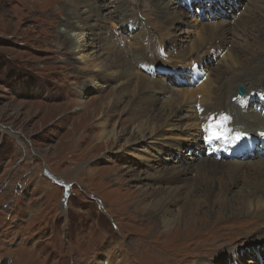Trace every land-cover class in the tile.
I'll return each mask as SVG.
<instances>
[{
    "label": "rangeland",
    "instance_id": "374dc122",
    "mask_svg": "<svg viewBox=\"0 0 264 264\" xmlns=\"http://www.w3.org/2000/svg\"><path fill=\"white\" fill-rule=\"evenodd\" d=\"M81 1L0 0V264H216L212 259L219 256L220 264H251L246 260L264 264V214L260 213L264 203L251 205L246 201L240 209V191L249 188L243 178L238 179V187L222 194L223 201L214 200L212 212L200 198L192 203V217L187 225L176 226L169 233L160 227L154 211L148 209L151 194L157 188L179 187L183 180L175 174L180 173L185 161L178 162L177 155L172 158L169 153L156 150L162 146L165 151L174 150L175 144L194 143L193 130L178 127L182 122L173 123L180 114L169 118L171 124L162 128L160 136L153 139L154 133L150 134L135 147L125 148V138H113L114 130L126 128L130 132L134 122L138 124L144 115L143 106L152 103V108L158 103L156 98L154 103V96L161 98L169 90L197 92L220 67V71L225 69L223 58L229 49L220 53L215 46L198 54L192 64L188 56L183 62L170 57L155 65L151 60L145 63L142 50L147 39L158 34V39L150 42L164 57L169 53H195L197 45L210 41L203 39L207 33L218 32L225 23L234 21L233 15L244 11L246 1L220 0V6L226 7L223 13L209 0H184L186 4L183 0H167L171 6L179 3L173 6L180 14L173 15L178 20L172 21L166 31L162 13L152 0H127L122 8L123 15H128L123 19V15L118 18L114 14L121 0H90L93 6H103L89 21L92 27H85L87 34L99 35L97 45L101 52L110 48L106 57L113 62L122 57L133 68L132 73L145 83L151 81L139 92L136 79L115 77V68L108 71L110 75L96 77L91 70H82L80 59L90 54L85 52L86 47L74 49L73 56L65 55L58 44V30L68 20L80 24L76 27L85 23L88 14L82 9L80 12L84 13L74 18ZM248 1L254 5V0ZM252 7L244 11L247 14L238 24L244 21L251 25L247 21ZM242 27L233 35L225 32L236 47V36L244 33ZM85 38L83 35L79 44H84ZM258 38L260 47L248 45L253 58L264 56V34ZM236 47V54L240 55ZM172 65L190 67L174 75L166 71ZM229 66L226 72L230 76L240 72L232 64ZM252 80L250 88L254 87ZM117 89L123 94L122 102L113 111L106 105ZM233 91L226 103L233 126L238 129L243 123L233 108L238 103ZM160 105H154L153 110L160 113ZM257 108L256 104L254 109ZM253 135L261 137V130L245 131V136ZM154 140L158 142H150ZM189 150L182 153H188L185 157L190 161L204 155L201 146ZM239 153L227 160L247 162L245 166L249 168L264 159L262 153L249 161L241 160ZM221 161L224 165L233 164ZM179 206L182 207L166 205V216L177 214ZM145 239L154 244L144 246Z\"/></svg>",
    "mask_w": 264,
    "mask_h": 264
},
{
    "label": "bare ground",
    "instance_id": "6f19581e",
    "mask_svg": "<svg viewBox=\"0 0 264 264\" xmlns=\"http://www.w3.org/2000/svg\"><path fill=\"white\" fill-rule=\"evenodd\" d=\"M152 1L156 5V8L160 9L162 13V19L164 20L163 24L164 22L166 23L165 28L167 31L168 27H170L169 24L172 21L178 20V19L175 20L173 17L174 14L178 13V11L175 9V6L173 5L176 4L177 6L179 3L174 2L172 3V6H171V4H169L167 0H157V1L152 0ZM172 1H176V0H172ZM209 1H212L216 5L219 4V6H216V5H215L216 7L214 6V8L218 9L219 11L221 12H223L222 10H224V12L226 11V7L220 6V4H223L220 0H209ZM244 1H246L247 3L244 11H248V9L253 6L251 13L252 12L254 13L252 14L250 13V16L248 17L249 20L247 21L248 23L250 22L251 25L247 26V23H245L244 21L238 24V21L241 19V17L243 18L244 13L246 12L243 11L238 16H236L235 14L233 15L234 17L232 16L234 18V21L232 20L233 22L231 21L229 23L223 22L226 25L223 28H221L218 32L213 33L212 35H209L207 33L208 35L206 34V36L203 39H207L208 41L209 40L210 41L209 42L205 41L204 44L197 45L195 49L196 51L195 53L191 52L189 55H185V56H180V55L172 56V54L169 55L170 54L169 53L168 57H164L161 52L155 49V47L153 46L154 43L152 44V42H150V39L153 41L158 39V36H157L158 34L153 38H150V39L148 38L147 39L148 41L147 43H145V47L142 50V52L144 53V57H142V60L145 63L147 61L150 62L151 60L152 63H154L155 65L158 60L163 59V58L170 59V57L171 59L176 58L180 62H183V58L184 57L186 58L188 56V60H190L192 64V61H194L195 58L198 57V54L202 55L203 53L207 52V50H209L210 47L215 46L216 48H218V50H221L220 53L223 52V50L227 48L229 49L228 53L226 52V58H223V62H224L223 65L221 64V62L219 63L220 65L224 66L225 69L220 71V68H221L220 67L218 72L215 74L214 78H211L210 80L204 82V84L200 86L197 92L183 91L181 89L175 90V91L173 90V92L172 90L171 91L163 90L164 92L162 91L163 92L162 96L166 97L164 101L162 100V96L161 98H158L155 96L153 98V100L156 98L158 101L157 104H154L155 106L158 104H161L159 108V110H161L160 113L156 112V110H153L155 107L154 105L151 108L152 103L151 104L147 103L145 104V106L142 105L144 107V110H142V114L144 115H142L140 119L137 120L138 124L134 122L133 128L132 130H130V132H127L126 128H120L119 130H114L115 131V135L113 136L114 140L117 141L122 138H125L124 139V144L126 145L125 148L127 146L135 147L138 142L143 141V139H145V137H147L150 134L154 133L155 137H153V139H155L158 135L160 136L161 134L160 131L162 130V128L171 124V121L169 118L172 119V117H179V114L181 115V117H179L176 122H173V120L172 122L176 125H177V122H182L183 123L182 125L180 126L177 125V126L190 130V131L193 130V134L195 136V138L193 139L194 143L183 145V146H177V144H175L173 145L174 150L165 151V148H166L165 146L158 147L156 149L159 152L162 151L164 153H169V155H171L172 158L176 157L177 155L178 162H180L181 160L185 161V165L180 170V173L179 171L178 172L175 171L176 172L175 175H177L178 177L180 176L183 179V180H180L181 181L180 186L178 185L179 187H174V188L172 187L170 189H163V188H157V190L154 189L155 190L154 193L157 195L153 193H152L153 195L151 194L152 197L150 199V203L147 206L150 212L154 211L153 213L159 218L160 227H162L163 230L167 233H169L171 229L173 230L176 226H180V225L186 226L187 225L188 221L192 217L191 216L192 213L190 210L191 204L192 203L194 204V202L199 201V198L203 200L204 203L207 204L208 208L210 209L209 212H212L214 208V204H215L214 200L218 199V202L223 201V200H220V199H223L222 194L224 193V195H226L230 192L231 188L238 187L239 178H243L242 182L244 185H249L248 186L249 188H247L245 191L241 190L240 195L238 196V199L241 200L239 202L240 209H243L245 207L246 201L249 202L251 205L258 204V203L259 204L264 203V159H262L258 163H254L249 168H247L245 166L247 162L228 161L227 160L228 157L225 154L226 150H228L229 152H236L237 155L239 152H242L241 150L239 151L237 147L241 143L240 138H242V136L245 135V131H251V130L264 131V56H262V58L260 57L253 58L252 56L253 53L250 52V55H249V48H248V45L250 46L254 44L257 47H260L261 42H259V40L261 39H259L258 37L264 34V11H263L264 10V0H260L261 2L259 1L258 3H257L258 0H254V3H253L254 5L251 4L252 6L249 5L248 0H244ZM81 2L82 3L77 4L80 7L78 8V12H75L74 18L77 19L84 12H86V14L88 15L84 20L85 23L82 24V26L80 27H76V26H79L80 24L78 23L75 24L71 22L74 20H71V21L68 20L67 23L62 24L61 28H59L58 30L61 33V36H59L58 38L60 41L58 42V44L61 46V48L64 49L65 55L68 54V55L73 56L74 49L76 48L79 49L81 46L86 47L87 51L85 52L90 51V54L87 56V54L89 53L88 52L85 55L86 57H81L80 62L82 63V66H83L82 70L85 69L86 72L91 70V73L94 72L95 73L94 76L96 77V76H101V75H106V74L110 75L111 73H108V71L110 69L115 68L113 69V72H112V74L115 77L120 78V76H122V77H125L127 81H131L132 79L135 78L136 79L135 81L137 84V92L145 89L144 87L151 84V81H147V83H145L144 79L137 76L136 73H132L130 69L132 67H129L125 63V61L127 60H123L122 57L118 62H113L111 59L106 57L105 55L107 52H109L110 48L109 47L105 48V51L101 52L102 51L100 50L101 46L99 47L97 45V38H99V35H97V33L95 32H93V36H92V33L90 35L87 34L88 28L85 29V27H88V26L92 27L91 25H89V21L95 17V14H98L96 12L103 5H100L101 7L99 5L93 6L90 0H82ZM184 2L186 4V1ZM126 3H127V0H121V2L118 4L117 11H115L116 9L114 10L115 11L114 14H117L118 18H120V16L123 15V13H125L124 8L122 7H126ZM230 7H233L231 2H230ZM81 9L84 10V12H80ZM183 14L184 16L187 15V13H183ZM127 15L128 14L123 15L122 18L120 19L126 18ZM129 18L131 17L129 16ZM230 25L233 28H231ZM241 25L243 26L242 28L244 30V33L240 34L241 38L239 37V35L236 36L237 43H238L236 47L229 40L228 34H225V32L229 31L230 34H232L233 31L234 32L237 31V28H239V26ZM213 26H214V29L217 28L215 27V25ZM74 30H77L79 34H76ZM83 30L85 32H83ZM245 30H247L246 33H245ZM73 32L75 33V35L73 34ZM258 32L259 34L257 35ZM160 34L162 35V33H159V35ZM83 35L86 37L85 38L86 41L84 42V44L81 45V43L79 44V42H81V40L83 39ZM235 47L236 49L240 51V55L236 54ZM80 53H83V52H80ZM223 57H225V54ZM230 64H232L234 68H238L240 72H235L231 74L230 76V74L226 72L227 69L230 68L229 66ZM235 64L237 67L235 66ZM171 69H174L172 71H173V74L176 75L177 72L179 71L182 72L183 68L178 67V66L175 67L172 65ZM221 69H223V67ZM228 75H229L228 78H225V79L223 78ZM221 78L223 79L221 80ZM251 79H254L252 80L254 81L253 88H250V85H249L250 83L249 81ZM238 80H240V82H236ZM239 85L241 86L243 85L244 89L246 88L245 93L242 95H240L237 91V88ZM86 89H88V87ZM115 90L111 93V100L107 101V105H106V106L109 105L111 110L114 109L113 111L117 110V107L122 102V96H123V94L118 89H117L118 93ZM231 91L234 92V96L238 100L237 104H233L234 106L233 108L238 111L240 119L243 123V126H241L238 129L233 126L234 122L232 121V118L229 114L231 111L228 113V105L226 103V100L228 99ZM156 99L154 100V103ZM256 104L258 108L254 109ZM104 108L105 106L102 107L103 110ZM260 139L261 138L255 141H251V142L246 141V142H249L247 144L253 143L255 148L253 151L240 154L238 158L242 159L243 157L247 159V161H249L253 156L257 154L262 155V153H264V149H260V147L261 146L264 147V143H263V140H260ZM150 142L155 144L158 141L156 142L154 140ZM195 146L203 147L204 155H202L198 159L195 157L192 161H190L189 159L185 157V155L187 156L188 153L183 154L182 152L187 151L189 149L192 150ZM192 156H190V158ZM220 159L223 161L227 160L225 162H233V164L228 163L224 165ZM159 175L161 174H157L156 176H159ZM217 176L221 178H217ZM216 181L218 182L217 186L215 184ZM198 191H199V195L197 194ZM166 205H169V206L182 205V207L179 206L177 208L176 210L177 214H171L168 212L169 215L166 216L167 213L165 211L166 209L164 208ZM260 207H261L260 208L261 210L259 209L260 213L264 214V208H263L264 205ZM150 212L145 211V214L152 215ZM146 239H149V238H146ZM146 239L144 240V243H143L144 246L154 244V241H151V240L147 241ZM261 243H264V242H261ZM137 244L139 245V241L137 242ZM147 248L149 249V247ZM245 252H247V250ZM250 252L251 251H249V253L247 254H250ZM238 256H239V253H238ZM220 258L221 257L219 256L218 258H213L212 260L214 263L220 264L218 263V260ZM260 260H261V257H260ZM247 262L251 264H258L254 260H246V263ZM193 264H196V261H194Z\"/></svg>",
    "mask_w": 264,
    "mask_h": 264
},
{
    "label": "water",
    "instance_id": "95a60500",
    "mask_svg": "<svg viewBox=\"0 0 264 264\" xmlns=\"http://www.w3.org/2000/svg\"><path fill=\"white\" fill-rule=\"evenodd\" d=\"M237 91L240 95L244 94L245 93V89L243 86L239 85L238 88H237Z\"/></svg>",
    "mask_w": 264,
    "mask_h": 264
},
{
    "label": "built area",
    "instance_id": "2783aa9c",
    "mask_svg": "<svg viewBox=\"0 0 264 264\" xmlns=\"http://www.w3.org/2000/svg\"><path fill=\"white\" fill-rule=\"evenodd\" d=\"M16 190V189H15Z\"/></svg>",
    "mask_w": 264,
    "mask_h": 264
}]
</instances>
